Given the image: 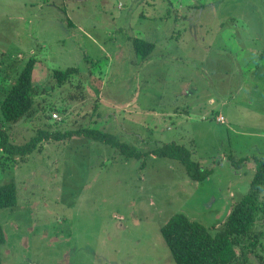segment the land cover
Masks as SVG:
<instances>
[{
  "label": "rangeland",
  "instance_id": "374dc122",
  "mask_svg": "<svg viewBox=\"0 0 264 264\" xmlns=\"http://www.w3.org/2000/svg\"><path fill=\"white\" fill-rule=\"evenodd\" d=\"M135 39L156 44L149 58ZM31 58L33 116L0 122L14 143L99 130L142 153L182 145L209 175L194 182L176 160L127 159L84 136L25 161L0 150V187L18 194L0 209L2 264H176L162 235L174 216L218 233L264 156V0H0V95ZM70 68L59 86L53 73Z\"/></svg>",
  "mask_w": 264,
  "mask_h": 264
},
{
  "label": "trees",
  "instance_id": "16d2710c",
  "mask_svg": "<svg viewBox=\"0 0 264 264\" xmlns=\"http://www.w3.org/2000/svg\"><path fill=\"white\" fill-rule=\"evenodd\" d=\"M135 49H142L144 59L149 58L156 49V44L144 40H134ZM38 61L31 58L16 82L0 95L1 124L3 120L10 126L31 118L35 111L34 96L38 89L35 84ZM78 69L70 68L55 71L52 79L59 85H65ZM75 136H84L90 140L118 149L128 158L142 159L145 156L169 158L178 161L186 170L188 177L194 182L204 181L209 172L202 169L198 162L193 161L192 152L175 143L166 144L152 152L138 150L121 142L116 135L99 130L79 129L77 131L55 132L48 127L40 129L28 142L18 145L4 127L0 126V150L9 157H18L25 161L27 157L38 151L44 142L63 141ZM229 160L243 164L247 159ZM257 171L251 182L250 190L237 203L225 224L216 235L211 234L203 225L191 221L185 215L174 216L162 227L163 238L170 249L176 264H255L251 257L255 256L260 264L264 259L258 254L264 232H257V224L264 216V156L257 160ZM18 194L15 184L0 187V209L14 208ZM6 242L5 232L0 225V245ZM0 264L1 261H0Z\"/></svg>",
  "mask_w": 264,
  "mask_h": 264
},
{
  "label": "crops",
  "instance_id": "0c3cea01",
  "mask_svg": "<svg viewBox=\"0 0 264 264\" xmlns=\"http://www.w3.org/2000/svg\"><path fill=\"white\" fill-rule=\"evenodd\" d=\"M212 104V103H211ZM214 114V115H213ZM219 115H223L224 116V119H225V121L223 122V123H221V122H218L217 121V117L219 116ZM210 117H211V119H213V122H215V124L217 125V127H219V128H223V129H226V128H228L227 126H228V117L227 116H225V114L221 111V110H216V111H212V114L210 115ZM214 118H216V120L214 121Z\"/></svg>",
  "mask_w": 264,
  "mask_h": 264
},
{
  "label": "built area",
  "instance_id": "2783aa9c",
  "mask_svg": "<svg viewBox=\"0 0 264 264\" xmlns=\"http://www.w3.org/2000/svg\"><path fill=\"white\" fill-rule=\"evenodd\" d=\"M54 119L57 120V119H59V118H58L57 115H54ZM217 121L223 123V122L225 121L224 116H223V115H219V116L217 117Z\"/></svg>",
  "mask_w": 264,
  "mask_h": 264
}]
</instances>
